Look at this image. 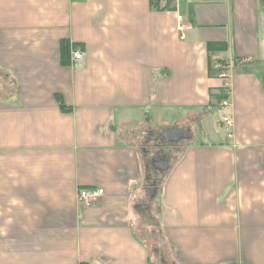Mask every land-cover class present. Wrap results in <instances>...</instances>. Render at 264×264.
<instances>
[{
  "label": "crops",
  "instance_id": "1",
  "mask_svg": "<svg viewBox=\"0 0 264 264\" xmlns=\"http://www.w3.org/2000/svg\"><path fill=\"white\" fill-rule=\"evenodd\" d=\"M263 6L0 0V264H264Z\"/></svg>",
  "mask_w": 264,
  "mask_h": 264
},
{
  "label": "built area",
  "instance_id": "2",
  "mask_svg": "<svg viewBox=\"0 0 264 264\" xmlns=\"http://www.w3.org/2000/svg\"><path fill=\"white\" fill-rule=\"evenodd\" d=\"M153 4H155L156 8L167 9L168 0H151ZM180 18V16H178ZM181 26V23H180ZM72 56L75 59H80L82 57V52L80 49L75 48L72 50ZM234 64L233 59L222 60V59H213L211 62V68L217 71L216 76L221 81V86L226 89V92L229 94L231 92V76H232V67ZM220 106L224 109L229 105L228 98H224L219 102ZM220 121L224 125L226 129L227 137H231L232 135V124L233 119L231 115H229L226 111L223 110L221 113ZM103 190L100 188H87L81 189L78 193L79 199L86 203H94L98 200V198L102 195Z\"/></svg>",
  "mask_w": 264,
  "mask_h": 264
},
{
  "label": "trees",
  "instance_id": "3",
  "mask_svg": "<svg viewBox=\"0 0 264 264\" xmlns=\"http://www.w3.org/2000/svg\"><path fill=\"white\" fill-rule=\"evenodd\" d=\"M151 3H152V1H151ZM168 3H169V0H168ZM152 5L156 6L153 3H152ZM60 50H61V56L63 58H65L69 53V42L67 40L61 41ZM214 90H215V92L212 91L211 95L214 97V99L217 103H219L224 98H228V93L226 92V89H224L222 86L216 87Z\"/></svg>",
  "mask_w": 264,
  "mask_h": 264
},
{
  "label": "water",
  "instance_id": "4",
  "mask_svg": "<svg viewBox=\"0 0 264 264\" xmlns=\"http://www.w3.org/2000/svg\"><path fill=\"white\" fill-rule=\"evenodd\" d=\"M167 135H168V137L170 139L178 140V139H180L182 137H185V136L189 137L190 133L188 131H181V132L177 133V135H175L174 133L173 134L168 133ZM154 157L156 158V156H154ZM157 168L161 169V170H166L168 168L167 160L164 159L161 162H159L157 164ZM153 193H154V188L153 187H148L147 188V195H148L149 198L152 197Z\"/></svg>",
  "mask_w": 264,
  "mask_h": 264
},
{
  "label": "flooded vegetation",
  "instance_id": "5",
  "mask_svg": "<svg viewBox=\"0 0 264 264\" xmlns=\"http://www.w3.org/2000/svg\"><path fill=\"white\" fill-rule=\"evenodd\" d=\"M179 132H181V131H171V134H175V135H177V133H179ZM167 137H168V135H166ZM168 139H170L169 137H168ZM171 141H173V139H170ZM165 144H167V143H165ZM168 144H173V142H169ZM157 147H156V151H155V153H154V155L153 156H156V158L155 157H152V159H151V164H152V168H153V170L156 172V173H160V171H161V169H158L157 168V164L159 163V162H161L162 160H167V162H168V160H169V158H167V157H164V151L162 150V146L161 145H156ZM161 146V147H160ZM147 151V150H146ZM170 154V153H169Z\"/></svg>",
  "mask_w": 264,
  "mask_h": 264
},
{
  "label": "rangeland",
  "instance_id": "6",
  "mask_svg": "<svg viewBox=\"0 0 264 264\" xmlns=\"http://www.w3.org/2000/svg\"><path fill=\"white\" fill-rule=\"evenodd\" d=\"M263 13H264V6H263ZM223 108L222 107H215L213 109V119H211L212 123L214 124L216 121L218 122V120L221 118V113L223 112ZM216 122V123H217ZM218 125V124H217ZM210 137H205V138H197V140H208ZM210 140V139H209Z\"/></svg>",
  "mask_w": 264,
  "mask_h": 264
}]
</instances>
